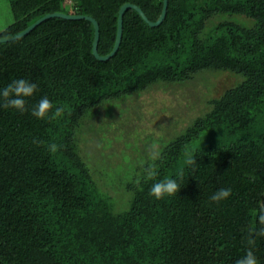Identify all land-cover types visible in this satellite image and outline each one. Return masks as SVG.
Instances as JSON below:
<instances>
[{
    "label": "trees",
    "instance_id": "obj_1",
    "mask_svg": "<svg viewBox=\"0 0 264 264\" xmlns=\"http://www.w3.org/2000/svg\"><path fill=\"white\" fill-rule=\"evenodd\" d=\"M126 1L151 20L162 7V0H69L65 7L63 0H8L13 20L0 36L47 12L87 14L98 21L97 51L105 54ZM93 32L86 18L52 16L0 41V89L21 78L38 85L26 98L28 112L0 107V264H235L264 206V0H167L154 26L128 7L120 43L103 60L92 53ZM201 71L209 76L198 94L207 108L171 131L178 112L168 136L150 133L162 153L158 175L145 179L146 155L119 206L85 161V126L100 136L89 119L108 109V100ZM213 86L217 95L206 91ZM45 96L65 106L61 118L30 114ZM51 143L60 145L57 152L48 151ZM189 153L194 165L186 164ZM165 177L181 188L157 200L150 188ZM221 188H230V197L213 203ZM253 251L264 264V238Z\"/></svg>",
    "mask_w": 264,
    "mask_h": 264
},
{
    "label": "rangeland",
    "instance_id": "obj_2",
    "mask_svg": "<svg viewBox=\"0 0 264 264\" xmlns=\"http://www.w3.org/2000/svg\"><path fill=\"white\" fill-rule=\"evenodd\" d=\"M63 2L65 7L69 0ZM12 20L8 0H0V30ZM207 79V73L201 71L185 82H156L142 93L135 92L106 101L108 109L100 108L89 119L95 125L92 128L95 127L100 136L96 137L95 132L88 129L91 123L85 126L87 130L84 132L85 142L82 146L85 161L94 174L97 171L110 184L111 193L119 206H124L129 194L124 187L125 183L132 177L138 178V164L150 152L147 147L152 148L153 143L158 142L150 133L154 131L168 136L171 126L166 130L165 127L169 126V122L171 124L178 112V122L172 126L171 131L183 127L186 118L207 108L204 95L198 96L205 90L202 86ZM206 91L217 95L220 89L213 86ZM103 128H107L105 133ZM147 143L148 146L144 147Z\"/></svg>",
    "mask_w": 264,
    "mask_h": 264
},
{
    "label": "clouds",
    "instance_id": "obj_3",
    "mask_svg": "<svg viewBox=\"0 0 264 264\" xmlns=\"http://www.w3.org/2000/svg\"><path fill=\"white\" fill-rule=\"evenodd\" d=\"M38 90V85L35 82L26 79H16L12 80L6 87L0 89V107L2 108H13L17 110L20 114H24L29 111L27 107L28 97L33 96V94ZM65 106H54L53 102L50 101L47 96L42 97L38 103L30 109V114L39 120H57L65 114ZM37 146L43 144V141L38 139H33L32 141ZM48 151L55 153L59 150L60 145L56 143H51L48 146ZM162 158L161 150L158 146L153 145L149 152V160L145 167V179L155 180L158 175L156 161ZM196 159L194 154L189 153L186 160L187 165H194ZM177 179H183L184 170L183 168L178 169L176 173ZM177 179L165 177L163 180L155 182L151 188L149 195L157 200H161L166 196H173L178 193L181 186L177 182ZM231 195L230 188H221L214 192L210 200L213 203H219L222 200L227 199ZM256 223L259 227H249L247 244L248 249L246 250L243 257L237 259L235 264H258L257 257L254 254L253 248L256 244L257 238H264V206H261L257 210Z\"/></svg>",
    "mask_w": 264,
    "mask_h": 264
},
{
    "label": "water",
    "instance_id": "obj_4",
    "mask_svg": "<svg viewBox=\"0 0 264 264\" xmlns=\"http://www.w3.org/2000/svg\"><path fill=\"white\" fill-rule=\"evenodd\" d=\"M132 7L138 11V13L141 15V17L151 26L158 25L163 18L165 17L166 14V8H167V0H162V7L159 15L155 20L149 19L144 11L141 9V7L130 1L123 2L119 9H118V16H117V30H116V35H115V40L113 43V46L111 50L105 54H99L97 51V44H98V39H99V24L98 21L91 15L87 14H80V13H66L63 11H53V12H47L40 17L36 18L33 22H31L29 25H27L24 29L20 30L19 32L15 33L14 35H9V36H0V41H7L11 40L13 38H18L27 32H29L32 28H34L36 25H38L40 22H42L44 19L52 16H59L63 18H70V19H76V18H86L90 20L93 24V40H92V53L94 56L98 59H107L110 56L113 55V53L116 51L120 40H121V35H122V24H123V13L124 11L128 8Z\"/></svg>",
    "mask_w": 264,
    "mask_h": 264
}]
</instances>
